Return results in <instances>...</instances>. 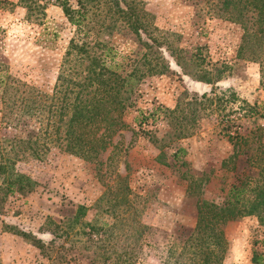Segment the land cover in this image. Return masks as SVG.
<instances>
[{"label": "rangeland", "instance_id": "1", "mask_svg": "<svg viewBox=\"0 0 264 264\" xmlns=\"http://www.w3.org/2000/svg\"><path fill=\"white\" fill-rule=\"evenodd\" d=\"M140 1L171 45L192 53L198 49L204 63L196 66L188 61L189 73L184 74L169 57V73L146 77L140 83L134 108L124 114L129 129L112 138L118 146L112 161H108L111 146L96 161L57 148L41 155L21 147H16L17 153L11 151L15 169L38 184L24 196H10L0 214V264H51L29 241L7 230L15 226L48 243L52 235L39 228L49 219L65 221L64 246L74 253L94 250L89 245L90 232L91 238H100L101 243L109 238L117 247L123 238L140 236L138 264H167L169 247L161 233L178 226L194 227L196 199L222 202L228 188L249 172L242 155L222 165L233 151L221 132L223 116L233 120V131L250 134L257 125L264 132L261 65L239 56L242 27L214 12L211 0ZM74 33L75 26L52 1H46L43 13H30L19 0H0V62L6 66V81H13L6 86L11 99L18 95V83L52 94ZM111 46L117 61L137 48L133 40L120 36L111 38ZM203 68L220 79L211 84L195 80V71L206 74ZM212 88L222 100L210 106L190 136H178L180 120L162 114L148 116L159 106L173 109L183 92L210 93ZM245 104H255L258 113L247 116ZM7 120L0 111V140L10 143L16 131ZM249 154L264 158L256 145ZM190 186H200L199 194L196 190L188 196ZM80 205L85 215L73 223ZM224 232L228 248L222 264H255L253 252L264 255V228L255 216L228 222Z\"/></svg>", "mask_w": 264, "mask_h": 264}, {"label": "trees", "instance_id": "2", "mask_svg": "<svg viewBox=\"0 0 264 264\" xmlns=\"http://www.w3.org/2000/svg\"><path fill=\"white\" fill-rule=\"evenodd\" d=\"M46 1L62 8L68 22L75 26V33L61 60L51 95L42 94L27 83H18V95L11 99L6 86L13 81H6V66L0 62V111L8 116L7 124L16 131L10 143L0 140V214L10 196H24L38 184L15 169L16 159L10 152L17 153L16 147L39 155L57 148L84 160L96 161L111 146L108 161H112L111 158L118 153V146L113 144L112 138L129 129L124 114L134 108L140 83L146 77L169 73V57L184 74L189 73L188 61L195 62L196 66L204 63V59L198 56V49L192 53L171 45L167 34L143 10L140 0H74V4L70 0ZM46 1L19 0L30 13H43ZM207 1H213L212 9L219 16L240 24L243 34L239 56L260 63V77L264 83V0ZM114 36L133 40L137 48L129 55H122L121 60H115L117 54L111 46ZM193 75L195 80L208 84L220 79L219 74L213 78L207 72L200 74L198 70ZM221 100L222 96L216 94L214 88L210 93L183 92L173 109L159 106L148 116L162 114L180 120L178 136H190L210 106L214 102L218 105ZM254 105L245 104L247 116L258 113ZM225 117L220 120L224 123L221 132L232 144L233 151L222 165L242 155L249 172L242 174L228 188L220 203H199L196 197L194 227L178 226L170 233H161L169 247L167 264H222L228 248L224 232L228 222L255 216L264 228V158L249 154L252 145L264 153L263 128L256 125L250 134H241L237 128L232 130L233 120ZM199 188L190 186L188 196L196 190L199 194ZM84 210V206H78L73 223L85 215ZM63 223L64 220L55 223L49 219L44 227L39 228L41 233L52 235L48 243L15 226H7V230L29 241L43 257L51 260V264L140 262L143 245L140 236L123 238L117 247L109 242V238L103 243L100 238H91L90 232L89 245L94 250L86 254L74 253L70 247L64 246L66 230ZM252 261L264 264V255L254 251Z\"/></svg>", "mask_w": 264, "mask_h": 264}]
</instances>
